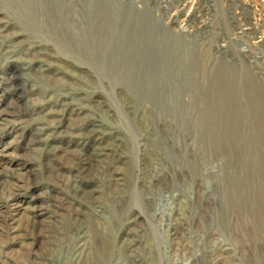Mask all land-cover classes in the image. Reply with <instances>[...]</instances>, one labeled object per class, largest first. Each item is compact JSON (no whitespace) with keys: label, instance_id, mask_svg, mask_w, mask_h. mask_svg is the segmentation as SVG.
Returning <instances> with one entry per match:
<instances>
[{"label":"rangeland","instance_id":"rangeland-1","mask_svg":"<svg viewBox=\"0 0 264 264\" xmlns=\"http://www.w3.org/2000/svg\"><path fill=\"white\" fill-rule=\"evenodd\" d=\"M0 29L31 162L0 264H264V0H0Z\"/></svg>","mask_w":264,"mask_h":264},{"label":"bare ground","instance_id":"bare-ground-1","mask_svg":"<svg viewBox=\"0 0 264 264\" xmlns=\"http://www.w3.org/2000/svg\"><path fill=\"white\" fill-rule=\"evenodd\" d=\"M102 2V1H101ZM205 4V3H204ZM70 15V14H69ZM120 15V14H119ZM55 16V15H54ZM56 18V17H55ZM112 20V19H111ZM252 22V21H251ZM123 23V22H122ZM115 29V28H114ZM1 30V29H0ZM249 33V32H248ZM139 37V36H138ZM108 43V42H107ZM171 54V53H170ZM121 56V54H120ZM171 58V57H170ZM125 59V58H124ZM193 59V58H192ZM108 62V61H107ZM134 66V65H133ZM158 66V65H157ZM168 66V65H167ZM178 67V66H177ZM122 68V67H121ZM157 68V67H156ZM167 70V69H166ZM16 71V70H15ZM168 71V70H167ZM240 72V71H239ZM131 73V72H130ZM9 74V73H8ZM120 74V73H119ZM217 74V73H216ZM127 76V75H126ZM153 77V76H152ZM136 78V77H135ZM148 79V77H146ZM181 79V78H180ZM149 81V79H148ZM264 81V80H263ZM155 82V81H154ZM173 82V81H172ZM24 85V84H23ZM22 88V85H20L19 81H18V76L15 75V73H13L10 77H5V81L3 83V86L0 88V129H7L10 128L9 124L12 123V121L10 120V118L12 116H17L19 115L21 112H23L24 110V95L22 93H19L20 89ZM227 91V90H226ZM251 91V90H250ZM253 91V90H252ZM247 92V91H246ZM245 92V93H246ZM157 94V93H156ZM253 94V93H252ZM252 96V95H251ZM154 97V96H153ZM157 98V97H156ZM256 98V97H255ZM258 98V97H257ZM163 99V98H162ZM163 101V100H162ZM165 101V100H164ZM144 102V101H143ZM20 109V110H19ZM240 109V108H238ZM225 119V118H224ZM260 123V122H259ZM23 133L20 134L21 137H23L24 135H22ZM31 135V134H30ZM35 136V135H34ZM33 136V137H34ZM242 136V135H241ZM32 136H30V139H34ZM260 137V136H259ZM27 138V137H26ZM30 140L31 142L33 140ZM91 139V138H90ZM28 145V144H26ZM259 148V147H258ZM10 148L8 146H6L5 148H1L0 149V168L2 169H6V167H8V165H13L15 166V169H17V171L19 172H23V171H27L28 168L31 165L30 160H28L27 158H25L26 156L22 153H20L18 156H14L15 159H11L10 160V152H8ZM84 149V148H83ZM91 154V153H90ZM250 155V153H249ZM94 156V155H93ZM69 158V157H68ZM82 160V162L84 163H88L89 165V157L88 154H84L81 156L80 158ZM10 160V161H9ZM68 161V160H67ZM92 161V160H91ZM259 168V167H258ZM264 168V167H263ZM86 169V168H85ZM58 172V171H57ZM21 173H19L18 175H21ZM63 173V172H62ZM263 173V172H262ZM9 174L6 172H2L0 170V186H2V184L6 181H3L4 178H6ZM45 176V175H44ZM86 176V175H84ZM32 180V179H31ZM81 182V181H80ZM89 186V185H88ZM82 188V187H81ZM80 188V189H81ZM80 191V190H79ZM83 191V190H81ZM85 191V190H84ZM83 191V192H84ZM89 191V190H87ZM76 193V192H75ZM80 193V192H79ZM91 194V193H90ZM89 192H85L83 193L82 196H88ZM61 196V195H60ZM91 196V195H90ZM94 196V195H93ZM67 199V198H66ZM69 200V199H68ZM75 205V204H74ZM33 208V207H32ZM33 212H34V216H33V220L35 221V225L39 224L40 222V217L42 215H45L44 209L41 208L40 206H35L33 208ZM76 217V216H75ZM43 221L45 222V220L43 219ZM42 222V221H41ZM43 222V227L46 228L47 225H44ZM46 224V222H45ZM36 227V226H33ZM37 228V227H36ZM35 228V229H36ZM43 228V229H44ZM50 228V227H48ZM31 230V229H30ZM33 230V229H32ZM98 230V229H97ZM37 232V231H36ZM69 232V231H68ZM37 234V233H35ZM104 237V236H103ZM123 242V241H122ZM108 243V242H107ZM108 245V244H107ZM112 245V244H111ZM98 246V245H97ZM98 248V247H97ZM102 248V247H101ZM111 249V248H110ZM103 250V249H102ZM94 263V261H91ZM85 263V262H84ZM200 263V262H199Z\"/></svg>","mask_w":264,"mask_h":264}]
</instances>
